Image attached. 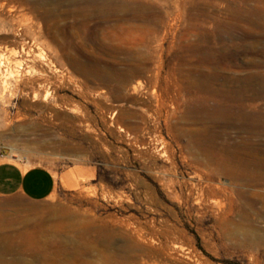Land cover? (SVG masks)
I'll use <instances>...</instances> for the list:
<instances>
[{
	"label": "rangeland",
	"instance_id": "1",
	"mask_svg": "<svg viewBox=\"0 0 264 264\" xmlns=\"http://www.w3.org/2000/svg\"><path fill=\"white\" fill-rule=\"evenodd\" d=\"M21 42L77 83L0 100L56 180L0 197V264H264V0H0Z\"/></svg>",
	"mask_w": 264,
	"mask_h": 264
},
{
	"label": "bare ground",
	"instance_id": "2",
	"mask_svg": "<svg viewBox=\"0 0 264 264\" xmlns=\"http://www.w3.org/2000/svg\"><path fill=\"white\" fill-rule=\"evenodd\" d=\"M35 44H37V43H35ZM52 64H53L52 61L49 59V57L46 55V53L41 48H39L37 45H33V43L32 44H30V43L25 44V43L21 42V44H19V45L17 44L15 46H13L12 48H6V47L1 48V46H0V100L4 101L5 93L7 91L19 90V91H21V93H23L25 95V97L31 96L33 100L37 99L40 92H41V94L43 96V101L49 100V99L53 101V99H55L57 87L59 85H61V84L65 85L67 83H72V84L77 83L76 80L71 78L69 75L67 77H65L66 74H65V76H62V79H60V80L57 79L58 77L56 78L54 76V74L53 75L48 74L46 72L47 66L48 65L50 66ZM23 72L25 74H27V77L24 76ZM19 75H23L24 78L23 77L19 78ZM10 79L11 80L13 79L12 84H10L11 83ZM24 85L30 86V88L32 89V92H28V91L25 92L24 87H23ZM67 85L69 86V84H67ZM77 87L80 90V92H83L82 85H77L76 88ZM10 94H11V92H10ZM12 94H13V92H12ZM6 97H8V96H6ZM23 98H24V96H23ZM7 100H8V98H7ZM26 100H27V98H26ZM4 103H6V102H4ZM22 224H24V223H22ZM37 233H39V232H37ZM3 246H4V244H3ZM173 247L174 248H181V246L179 244H174ZM60 251H62V252H60V255H62V256L67 254L66 250H60ZM71 254H72V256L73 255L74 256L80 255L79 252H72V253L69 252V257Z\"/></svg>",
	"mask_w": 264,
	"mask_h": 264
},
{
	"label": "crops",
	"instance_id": "3",
	"mask_svg": "<svg viewBox=\"0 0 264 264\" xmlns=\"http://www.w3.org/2000/svg\"><path fill=\"white\" fill-rule=\"evenodd\" d=\"M56 180L41 164L24 165L14 161L9 151L0 149V197H27L40 200L50 195Z\"/></svg>",
	"mask_w": 264,
	"mask_h": 264
}]
</instances>
